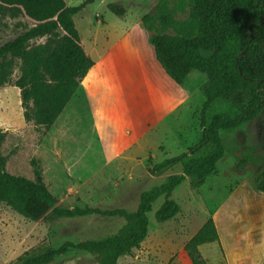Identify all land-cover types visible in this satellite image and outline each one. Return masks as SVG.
Returning a JSON list of instances; mask_svg holds the SVG:
<instances>
[{
	"label": "rangeland",
	"instance_id": "1",
	"mask_svg": "<svg viewBox=\"0 0 264 264\" xmlns=\"http://www.w3.org/2000/svg\"><path fill=\"white\" fill-rule=\"evenodd\" d=\"M83 1L67 0L66 3L75 6ZM161 1L94 0L87 4L74 16L76 26L86 40L85 51L89 43L92 46L93 52L87 54L96 59L116 44L111 49L114 64L116 55H120L123 49L119 40L132 28H143L142 16L154 10ZM112 6L123 16L116 14ZM186 18V13L174 16V20L181 22ZM36 24L28 16L4 17L0 28V46ZM46 41V37L34 38L30 40L29 47ZM137 51L133 45L127 44L123 54L131 58ZM129 62L132 65L129 81L140 82L144 78L141 62L135 59ZM107 71L110 76L103 77V84L97 82L93 86L98 100H94L92 109L104 120L112 115L118 116L117 124L125 126L119 132L107 129L109 125L106 124H103L104 129V121H96L94 114L88 115L87 107L90 109L91 103L84 98L73 104L70 114L60 117L50 129L26 121L20 89L15 85L21 75V60H16L10 82L0 87V134L4 139L1 152L6 158L5 168L14 175L35 179L32 159H39L40 177L56 196L58 206L73 208L87 205L134 211L143 191L162 184L167 176L182 170L181 164L161 170H156L154 164L187 152L202 138L200 121L206 75L193 72L187 82L189 95L166 113L167 102L181 96L177 88L159 83L162 89L158 88L151 95L138 96L133 91L136 86L119 84L118 74L123 72L122 69ZM109 86H112V91L105 98V87ZM103 98L106 103L102 107L100 101ZM143 101L147 102L142 104ZM151 103L153 106L148 109L147 105ZM246 105L247 99L243 94L234 92L226 95L208 110V121L221 112L236 116ZM221 136L225 154L215 171L206 177L204 185L195 187V180L187 177L172 194L181 206L180 212L163 223L155 219L156 211L165 200L164 196L159 197L148 214L147 237L131 254L120 257L118 264H192L185 245L212 216V210L219 208L224 197L231 195L235 189H239L245 197L261 193L254 189L252 181L257 167L264 163V111L243 127L222 132ZM213 148L207 145L197 152H190L184 160L206 155ZM245 158L249 162L238 168V163ZM229 202L232 211L242 207L235 196ZM234 215L237 223L232 225L236 231L235 240H241L245 245L248 235H253L251 253L245 255L242 264H264V254L260 251L264 246L263 223L259 225V222L257 227L251 226L250 229L238 211ZM124 224L125 220L121 217L89 215L67 218L50 215L49 212L32 220L1 203L0 264H23L28 256L58 248L66 241L79 243L104 239L117 234ZM200 251L207 264H229L221 238L219 242L203 244ZM48 264L98 263L94 255L71 249Z\"/></svg>",
	"mask_w": 264,
	"mask_h": 264
},
{
	"label": "trees",
	"instance_id": "2",
	"mask_svg": "<svg viewBox=\"0 0 264 264\" xmlns=\"http://www.w3.org/2000/svg\"><path fill=\"white\" fill-rule=\"evenodd\" d=\"M93 1L68 6L66 0H0V28L4 17L28 16L37 22L30 30L0 46V87L10 82L16 60H21V75L15 85L20 89L26 121L52 128L94 65L81 44L74 20ZM112 10L122 15L114 6ZM178 13H186V20H174ZM142 23L157 60L172 80L184 86L193 72L206 75L200 121L202 138L187 152L154 164L156 170L181 164L182 170L143 191L137 209L129 211L87 205L58 206L56 196L40 177L39 159H32L35 179L6 170V158L1 152L4 139L0 134V204L32 220L47 212L57 217L100 215L125 220L113 236L79 243L66 241L58 248L28 256L23 264H48L71 249L94 255L98 264H118L120 257L131 254L147 237L148 214L153 203L165 197L155 213L157 222L174 218L181 206L172 198L173 191L187 177L195 180V187L204 185L225 154L221 133L243 127L264 111V0H172V3L162 0L142 16ZM40 37H46L47 41L30 48V40ZM234 92L246 97L244 110L236 116L216 113L208 121L211 106ZM207 145L214 147L210 153L184 160L190 152ZM248 162L242 159L238 168ZM252 182L257 192L264 193V163L257 167ZM219 240L216 222L210 216L185 245L191 263L207 264L200 246Z\"/></svg>",
	"mask_w": 264,
	"mask_h": 264
},
{
	"label": "crops",
	"instance_id": "3",
	"mask_svg": "<svg viewBox=\"0 0 264 264\" xmlns=\"http://www.w3.org/2000/svg\"><path fill=\"white\" fill-rule=\"evenodd\" d=\"M67 1V0H66ZM67 4V3H66ZM68 5V4H67ZM123 16V15H121ZM143 25V23H142ZM136 28V27H135ZM132 28L129 32H126L123 36L122 40H119L120 43H122V51H120V55H116V62H114V57L111 56V49L115 47L116 44L111 46L103 56H99L98 58L94 59L95 57H91L88 53H92V46L89 43L88 44V50L86 52L87 55H89L94 60V65L92 68L88 71L85 78L82 80L80 87L78 91L75 93L63 113L60 115V117H63L65 115H69L71 112V106L73 104L75 105L76 102H79L82 98L84 100L86 99L89 103H91V107L89 109V106L87 107V113L88 115H93L96 117V121H104L102 123L109 125V128L111 130L115 131H121L125 126L123 124L118 125L116 121H118L119 117L116 115H112L111 117H107L108 119L104 120L102 117L94 112L93 106H94V100L97 99L95 96H97V93L95 91V88L93 87L97 82H100L103 84V77H109L110 74L107 70L111 69H122V73L118 77L120 79L119 84L120 85H126L132 84L136 86V88L133 90L138 96H146L151 95L154 93V91H157L158 88L162 89V86H158L159 83H165V85H168V87H174L177 88L178 92L181 94L180 98L177 100H171L170 102H167L168 109L166 113L171 112L173 108H175V105L178 103L180 99H183L184 97L188 96L187 92V83L186 85L182 86L177 84L172 78L166 73V71L163 69L161 64L156 58L155 48L149 41V33L143 26V28ZM133 32V33H132ZM80 33V32H79ZM132 33V34H130ZM128 35V37H126ZM81 38V44L85 50L86 40H84L83 36L80 33ZM97 41V40H96ZM133 45L138 51L135 54L134 57H127L124 56L123 51L126 45ZM123 60H122V59ZM132 59L137 60L140 63V66H142V69L144 70L142 73L138 71V73H141L144 75V78L139 82V80H136L134 82L129 81L128 74L131 73L132 65L129 61ZM122 61V62H120ZM115 72V70H114ZM133 73V72H132ZM192 75V74H191ZM191 77V76H190ZM163 81V82H160ZM105 83V82H104ZM98 84V85H101ZM164 87V86H163ZM105 90H107V93L105 95V98H107V95L112 91V86H109L108 88L105 87ZM146 94V95H145ZM98 100V99H97ZM149 101V100H148ZM156 101V100H154ZM147 101H143L142 104L146 103ZM106 101L103 98V100L100 101V105L103 107L105 105ZM118 103L115 104V109L117 108ZM149 106H153V103L147 105V108L149 109ZM73 109V108H72ZM74 110V109H73ZM92 111V113H90ZM152 110V109H150ZM90 113V114H89ZM59 117V118H60ZM58 118V119H59ZM98 119V120H97ZM110 119V121H109ZM103 128L106 129L105 125H103ZM102 130V129H101ZM252 193V192H251ZM263 194V193H260ZM252 195L248 194L249 197L243 196L241 194V191L239 189H235L232 194H228L224 197L223 201L221 202V205L212 210V217L214 218L216 222V226L218 229V233L220 238L223 241L224 248L226 250V255L228 257L229 264H242V260L245 257V255L250 254L251 249L254 245V242H252V234L248 235L247 241H245V245L241 243L240 241L235 240L234 237V229H232L233 223L237 224L235 221V215L234 212L240 215L243 221L246 222V224L250 227H257V223L260 222L263 223L264 227V195ZM235 196L236 199L239 200L240 205L242 206L237 211H232V207H230V199ZM241 210V211H240ZM237 215V214H236ZM235 221V222H234ZM234 228V227H233ZM264 230V229H263ZM251 231V230H250ZM236 232V231H235ZM253 233V232H252ZM241 237V236H240ZM254 240V239H253ZM236 242V244H235ZM261 253L264 254V246L261 248ZM260 259V258H259ZM258 259V261H259ZM257 261V263H258Z\"/></svg>",
	"mask_w": 264,
	"mask_h": 264
}]
</instances>
